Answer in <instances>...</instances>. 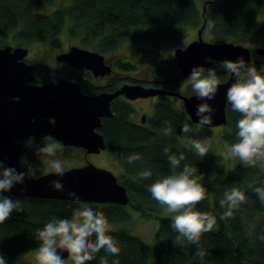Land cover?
<instances>
[{
	"label": "trees",
	"instance_id": "16d2710c",
	"mask_svg": "<svg viewBox=\"0 0 264 264\" xmlns=\"http://www.w3.org/2000/svg\"><path fill=\"white\" fill-rule=\"evenodd\" d=\"M262 0H216L206 5V19L212 20L215 27L209 30L217 41L230 38L244 42L264 31V19L259 20L255 8ZM55 0H0V45L12 43L25 47L31 42L45 41L56 46L64 26L70 37H78L82 46L100 52L117 48L124 40L145 38L155 44L174 42L181 36L184 25H200L203 22L202 4L199 0H71L68 5L44 11ZM141 30V32H140ZM264 58V57H263ZM122 68H130L123 65ZM216 71L220 80H226L229 73L222 62L215 60L208 67ZM207 68V69H208ZM264 69V59L260 64ZM154 70L169 89H176L183 77L174 58L154 59ZM36 80L44 75L52 76L54 70L44 64H36ZM189 91V90H188ZM190 90L187 93H191ZM154 113L149 118V126L138 125L130 118L134 108L118 102L114 115L104 118L103 130L107 147L122 168L119 182L126 185L130 195L129 203L146 215H152L153 206L145 201H153L148 186L155 180L170 175L172 170L163 149L177 156L183 152L184 164L196 167V175H203L201 183L207 189V198L196 207L200 211L213 214L217 223L211 232L201 237V246L208 252L203 264H264V241L258 237L264 234V215L256 194L247 187L250 183L264 187V166L247 167L240 162L231 168L215 187L214 201L209 195V184L223 171L221 158L209 150L201 160L194 151L182 147L181 129L185 123L194 132L196 124L185 109H178L173 99L164 95L154 105ZM227 128L222 133L229 145L237 142L236 122L240 114L226 104ZM171 126V131L165 134ZM139 154L141 159L131 164L126 157ZM150 170L148 180L139 178V173ZM180 169H177L179 171ZM233 187L245 191L247 203L234 214V219H221L224 209L219 200L227 189ZM8 195V194H7ZM11 196V195H10ZM22 202L23 211L13 212L12 216L0 224V252L6 256L8 264H15L29 249L39 246L37 231L53 219H70L79 207L77 200L12 195ZM83 202V201H82ZM102 211L109 221L126 220L129 213L125 205L119 203L88 202ZM128 203V204H129ZM157 203V202H156ZM127 205V204H126ZM161 238L154 245L148 244L139 235L125 228L110 229L109 234L118 242L121 251L118 256L106 255L101 250L97 259L90 264H98L100 257L106 256L108 264L115 259L119 264H201L193 254L196 247L186 242L175 245L176 233L170 227V215L159 217Z\"/></svg>",
	"mask_w": 264,
	"mask_h": 264
},
{
	"label": "clouds",
	"instance_id": "9594fccd",
	"mask_svg": "<svg viewBox=\"0 0 264 264\" xmlns=\"http://www.w3.org/2000/svg\"><path fill=\"white\" fill-rule=\"evenodd\" d=\"M209 30L215 25L208 21ZM222 67L234 77V82L227 88L225 99L231 105V110L240 114L236 122L237 142L233 143L228 155L236 158L247 167H256L264 163V69L257 70L255 66L246 64L243 57L235 60L225 59ZM226 82V81H225ZM192 92L199 100H213L222 81L214 69L203 66L193 67L189 77ZM214 109L207 103L197 105L196 115L201 125H211ZM171 126L165 134L170 133ZM186 136L192 129L185 123L181 129ZM47 143L33 147V154L45 158L51 173L63 177L65 169L62 162L56 159L59 144L51 136L44 138ZM185 147L194 151L201 160L209 154L208 146L195 139H189ZM172 170L170 175L163 176L148 186V191L153 200L161 205L170 214V227L176 233L173 240L175 245L187 243L196 247L195 257H199L203 264L208 252L201 246V237L211 232L216 223V217L205 211H200L196 206L207 198V189L201 183L203 175H196L198 169L184 164L181 161L185 155L181 152L178 156L170 153L169 148L163 149ZM139 154L126 157V162L131 164L140 160ZM26 166L25 171H18L14 166L6 165L0 160V224L8 220L13 212L23 211L22 202L7 195L17 184H23L26 178L36 176V169L28 162L26 157L20 158ZM177 169H180L177 171ZM152 176L150 170L139 173V178L148 180ZM264 184V181H260ZM51 186L56 190H63L59 179L53 180ZM264 204V187L256 183L247 185ZM75 197V193H69ZM79 207L73 211L70 219H53L37 231L39 247L36 251V264H90L97 259L103 250L106 255L118 256L121 248L118 242L109 234L108 219L102 211L92 207L88 202L79 201ZM247 203L245 191L233 187L224 191L219 200V206L224 209L221 219H234V214ZM264 241V234L258 237ZM67 252L65 258L63 253ZM0 264H8L6 256L0 252ZM98 264H108L106 256L100 257ZM112 264H119L115 259Z\"/></svg>",
	"mask_w": 264,
	"mask_h": 264
},
{
	"label": "water",
	"instance_id": "95a60500",
	"mask_svg": "<svg viewBox=\"0 0 264 264\" xmlns=\"http://www.w3.org/2000/svg\"><path fill=\"white\" fill-rule=\"evenodd\" d=\"M210 1L216 0L204 1L203 22L197 31V38L184 47L174 49L175 62L183 78L189 77L193 67L203 66L207 69L214 60L223 62L225 59L243 57L246 64L251 61V49L246 45L233 41L204 40L202 34L207 25L205 7ZM255 48L256 53L264 56L263 46ZM27 54V46L0 45V160L6 165L20 166V158L25 152L20 140L31 135H45L49 131L52 137L62 142L82 145L89 152H99L106 147V143L104 136L95 129L101 125L100 116L114 115L110 101L120 94L131 99L158 93L178 95L183 100L187 115L195 123H199L197 105L207 103L214 109L212 124L208 126L227 124L225 94L234 82L232 74L226 80H221L213 100H199L193 92L186 94L141 84H124L114 92L91 96L81 92L79 84L67 78L43 84L31 83L35 74L32 63L25 60ZM57 59L69 61L80 68H91L94 73L111 72V66L106 63L103 53L90 47L70 45L68 51L57 55ZM49 117L54 118V123ZM57 179L61 181L63 190L51 186V182ZM69 193H75L76 196H70ZM7 194L75 201L78 197L83 202L121 205L130 201L126 185L119 182L111 169L89 161L65 169L63 177H57L49 171L26 178L22 185H15ZM63 256L67 258V252Z\"/></svg>",
	"mask_w": 264,
	"mask_h": 264
},
{
	"label": "rangeland",
	"instance_id": "374dc122",
	"mask_svg": "<svg viewBox=\"0 0 264 264\" xmlns=\"http://www.w3.org/2000/svg\"><path fill=\"white\" fill-rule=\"evenodd\" d=\"M71 0H55L53 4L50 6H46L44 8V11H50L53 10L59 6L68 5ZM204 0H199V3L202 4ZM255 14L256 17L259 20L264 19V0L261 1L260 4L255 8ZM67 24L64 26L63 30L61 31V34L58 35L60 37L59 43L56 46L50 45L49 43L45 41H38V42H31L29 45H27V48H29V54L28 58L33 60L36 64H44L48 68H51L53 70H57L59 68V61H57L55 55L64 49V47L67 45L68 42H72L73 44H81L80 39L78 37H70L68 36L67 32ZM198 25H184L181 27V36L178 40H175L174 42H163L160 44H153L151 41L146 39L145 44V50L148 56H152V63L150 60H146V55L139 53L136 51L133 53L136 57L137 62L132 67V74H130L132 77L135 78H149L152 75L155 78L159 77L154 70V61L153 59H167L174 54V49L178 46H186L191 40L197 38V28ZM141 32V30H140ZM204 40H210V41H216L214 36L209 33V31L204 30L202 34ZM145 39V38H144ZM131 40H124L121 42V44L115 48L112 51H109L105 53V55L109 58H111V54H122L126 52V49L128 47L135 48L138 45H132L129 43ZM225 41H233L235 43H241L243 45L249 46L253 50H255V47L258 46H264V31L261 34H258L257 36H254L247 41L244 42H238V39L230 38ZM12 44V43H8ZM22 45V44H20ZM82 45V44H81ZM104 53V52H103ZM109 53V55H108ZM253 56H258V54L254 51ZM40 62V63H39ZM188 82V78L185 79L179 87L183 88L184 90L185 84ZM189 88V87H188ZM191 90V87L189 88V91ZM174 101V105L178 109H184V106L182 104V99L178 97H172ZM156 101H158V97L152 96L150 98H140L132 101L133 107H135L136 111V120L139 121V116L141 114L148 112L147 115L151 116L153 113L154 104H156ZM194 132L188 136H181L182 140V147L185 146L189 139H195L199 140L203 143H205L210 151H213L214 153L218 154L221 158V163L223 166V171L216 176V179L209 184V195L211 201H214V194H215V187L217 186V183L220 182L224 176H226L231 168L234 167L235 164L239 163L240 161L236 158L230 157L228 155V150L231 145H229L226 141H224L222 137V133L227 128L226 125L220 124L215 126H205L201 125L200 123L194 124ZM104 152L96 157H91V160L94 162L104 164L107 166V168H110L118 177L122 174V168L119 164V162L114 157L113 153L109 150H103ZM260 166H264V163H258ZM124 173V172H123ZM146 204L149 206H152L153 204V214L152 215H146L142 210L136 208L132 204L125 205L126 210L129 213V217L126 220H117V221H109V229H118V228H125L132 232L133 234L139 235L142 237L145 241L148 242V244L154 245V243H157L160 238L161 234L159 233V217L161 215H170L166 212V210L159 205L156 202L153 201H145ZM261 214L264 215V209L261 211ZM38 247L29 249L26 253H24L19 260L15 264H36L35 261V255L36 251L38 250Z\"/></svg>",
	"mask_w": 264,
	"mask_h": 264
},
{
	"label": "flooded vegetation",
	"instance_id": "af4514ba",
	"mask_svg": "<svg viewBox=\"0 0 264 264\" xmlns=\"http://www.w3.org/2000/svg\"><path fill=\"white\" fill-rule=\"evenodd\" d=\"M204 1H206V0H204ZM201 25L202 24L198 25V27L196 28L197 31ZM205 30H207V29L205 28ZM144 42H146V39L141 38V37H137V38L129 41V43L132 45H138L137 47H135V48L128 47L126 49V52L122 53V54H111V58H109L105 55V53H107V52H104V53L102 52L103 55L105 56L106 63L109 64V66H111V72L105 73V74L94 73V71L91 68L90 69L80 68V67H77L75 64H71L69 61H66V60L62 61V60L57 59V55L61 52L68 51L70 45H78V44H73L72 42H68L67 45L64 47V49L55 55L54 58H56L57 61H59L58 62L59 68L57 70H54V73L52 74V76L51 75L50 76L44 75V77H45L44 79L36 80V76H37V74L35 73L36 63H34L33 60H31L27 57L29 54V48H28V54H27L25 60L32 63V65H33L35 78L32 79L31 83L43 84V83L48 82V81H58L59 78H67L69 80H73V81L77 82L80 86V91L85 93V94H89L91 96L97 95V94H100L103 92H114L116 89L122 87L124 84H133V85L134 84H141L145 87H154V88L171 90L166 86V84H164L162 82V81L166 80V78H163V77H158V78L156 77L155 78V76L153 77L152 75H150L151 77L146 79V78H135V77H132L130 75V74H132V67L134 65H136L135 63L137 62V60L135 58L136 56L133 54L136 51H138L139 53H142L143 55L145 54L146 60H150V62L152 63V56L149 57L148 54L146 53L148 51L145 50L146 48H145ZM153 44H155V43H153ZM4 45H6V44H4ZM4 45H2V46H4ZM10 45H12L14 47V46L20 45V44H10ZM78 46H82V45L79 44ZM180 47H184V46H180ZM248 48H250V47L248 46ZM250 49H251V58H250L251 61L248 64L255 66L257 68V70L259 71V70H261L260 64H261L262 60L264 59L263 58L264 56L257 53L258 56L254 57L253 52L255 50H253L252 48H250ZM108 55H109V53H108ZM169 58H174V54H173V56H171ZM174 60H175V58H174ZM153 61H154V59H153ZM122 64L126 65V66H130V68L120 67V66H122ZM183 79H187V78H183ZM179 85L176 86V89H174V90L172 89L171 91H177V92L186 93V94H187V92H189L188 90L190 88V84L188 82L185 84V87L188 86L189 88L186 87L185 90H184V87L181 88V87H179ZM155 95H156V97H158V101H156V103H157V102L162 100L165 93H158ZM155 95H152V96H155ZM166 95L170 96L171 99H172V97H175V96L178 98H181L178 95H173V94L172 95L166 94ZM152 96L150 95V96H146V97L145 96L144 97H136L134 99H131V98L126 97L125 94H120V95L115 96L110 101V106H111L110 108L112 109V111L114 113V106L118 102L126 103V104L131 105V107H133L132 101H134L136 99H140V98L146 99V98H150ZM182 104H183V100H182ZM154 105H156V104H154ZM183 106H184V104H183ZM133 108H134V111L130 117L132 119V121L138 125H145L146 127L149 126V118L153 115L155 106L153 108V113L151 116L147 115L148 112H146V114L143 113V114H141V116H139V121L136 120V117H135L136 116L135 113L137 110L135 109V107H133ZM107 117H110V116H107V115L100 116L99 119L101 120V125L99 127H96V129H95L98 132H100L103 136H104V133H103V130H101V129H102L104 121H105L104 118H107ZM48 119L51 121V123H54L53 117H49ZM47 136L52 137L51 131H49L45 135H31L28 138L20 140L22 142V144L24 145V149H25L23 157H26L28 162L31 163L32 166L36 169V176L50 171L47 163L45 162V158L37 157L36 155L33 154V152H34L33 147L34 146L47 143V141L44 140V138ZM52 138L60 146L59 149L57 150V154H56L55 158L59 159L62 162L64 169L81 166V165H84V163L86 164L88 161L93 162L98 166L107 168V166H105L104 164L102 165L100 163H97V162H94L93 160H91V157L93 158V156H96V157L100 156L104 152L103 150H105V149L109 150L107 147L106 140H105V143H106L105 148L100 149L99 152H95V151L89 152L87 150V148L83 147L82 145H76L75 143H67V142L65 143V142H62V140L57 139L55 137H52ZM104 138H105V136H104ZM114 157H115V155H114ZM15 168H17L18 171H25L26 170V166L23 165L21 162H20V166L15 167Z\"/></svg>",
	"mask_w": 264,
	"mask_h": 264
},
{
	"label": "bare ground",
	"instance_id": "6f19581e",
	"mask_svg": "<svg viewBox=\"0 0 264 264\" xmlns=\"http://www.w3.org/2000/svg\"><path fill=\"white\" fill-rule=\"evenodd\" d=\"M259 165V164H258ZM260 166V165H259Z\"/></svg>",
	"mask_w": 264,
	"mask_h": 264
}]
</instances>
